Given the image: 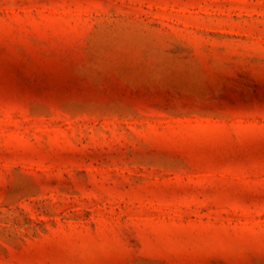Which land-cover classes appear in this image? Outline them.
Returning a JSON list of instances; mask_svg holds the SVG:
<instances>
[{
	"label": "rangeland",
	"instance_id": "374dc122",
	"mask_svg": "<svg viewBox=\"0 0 264 264\" xmlns=\"http://www.w3.org/2000/svg\"><path fill=\"white\" fill-rule=\"evenodd\" d=\"M0 264H264V0H0Z\"/></svg>",
	"mask_w": 264,
	"mask_h": 264
}]
</instances>
